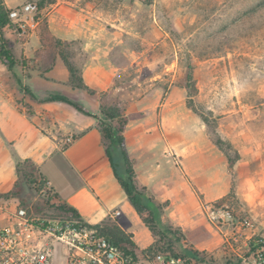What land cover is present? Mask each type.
Here are the masks:
<instances>
[{"label":"rangeland","instance_id":"obj_1","mask_svg":"<svg viewBox=\"0 0 264 264\" xmlns=\"http://www.w3.org/2000/svg\"><path fill=\"white\" fill-rule=\"evenodd\" d=\"M26 1L29 0H8L11 6H20ZM34 1L39 4L40 0ZM59 1L65 0H56L55 3ZM68 1L75 5L74 8L82 6L97 10L101 22L117 31L116 44L111 51L112 67L116 68L117 75L103 96L105 101H134L128 111L131 124H138L139 119L151 114L157 122L161 121L160 129L168 135L174 130L186 139L206 134L212 142L217 137L224 141L222 149L214 142L217 149L209 158L216 163L225 159V170L229 171L226 172L227 179L222 178L216 186L232 187L231 192L218 200L204 202L203 209L197 212L190 207L183 212L168 208L166 204L161 207L157 211L160 228L172 227L183 232L175 224L181 218L188 221L185 226L190 225L183 232L185 241H165L164 249L183 253L192 249L199 252V259L206 264L239 261V255L247 249L248 238L254 234L264 235V10L253 17L257 20L254 28H247L249 19L246 14L243 16L240 8L233 7L226 0ZM55 3H47L42 8L43 22L33 32L41 42L48 27L52 36L68 41L66 51L81 71L92 52L83 48L82 39H69L64 32L51 27L49 13ZM234 19L245 23L233 26ZM31 34L24 39L7 36L16 64L5 70L6 84L14 90L15 101L26 113L33 110L30 101L35 100L25 91L26 87L31 90L32 82L26 84L21 74L27 73L31 78V67L45 79L44 73L59 58L55 47L49 50L40 47L34 51L36 42ZM44 40H49L46 35ZM27 41L30 42L28 46H20L19 43ZM27 50L28 54L31 51V56L25 54ZM190 66L194 67L195 94L190 100L186 95L176 110L162 105L170 89L181 86L187 91ZM61 72L59 68V74ZM33 83L39 88L41 98L59 91L47 90L42 79ZM157 91L158 95L155 94ZM78 101L95 110L81 99ZM189 102L196 112L189 108ZM151 104L157 108L151 109ZM201 114L209 118V127ZM46 118L48 127L55 131L52 118ZM201 125L205 131L199 132ZM137 136L129 132L126 143L129 150L139 146ZM252 146H259L260 151L253 152ZM138 151V163L143 169L151 162L155 166L162 164L163 153L167 152L162 139L156 141L154 150ZM50 166L48 170L53 171V175V164ZM20 169V191L15 189L13 196L26 203H35L39 210L41 207L51 209V201L60 203L57 195L44 192L43 180L31 163L21 164ZM131 208L123 213V228L136 235L140 248L148 247L153 243L150 231ZM211 209L216 213L220 209L230 210L231 217H213ZM245 220L251 222L252 227L243 226Z\"/></svg>","mask_w":264,"mask_h":264},{"label":"crops","instance_id":"obj_2","mask_svg":"<svg viewBox=\"0 0 264 264\" xmlns=\"http://www.w3.org/2000/svg\"><path fill=\"white\" fill-rule=\"evenodd\" d=\"M5 2L10 9L19 5L11 6L8 0ZM73 6L75 5L68 0L55 3L54 9L49 13V23L51 27L64 32L69 39L83 40V48L92 54L87 65L81 70L82 75L91 88L108 90L117 75L111 62V51L116 44L114 38L117 37V31L101 22L102 17L97 10ZM8 34L10 35L9 32L7 36ZM30 37L36 42L34 51L42 47L36 32ZM29 43L27 41L19 44L26 47ZM30 52L28 54L27 50L25 54L31 56ZM59 68L63 71L61 74ZM5 70H9V67L0 60V192L7 193L15 188L19 179L18 161L27 160L58 199L75 208L86 222L98 224L111 220L125 232L133 234L123 228V213L126 209L134 207L115 178L106 155L98 120L68 103L46 101V97H40L39 88L33 81L42 79L47 90H59L76 101L81 99L90 107H95V110H90L85 106L95 114H99V101L86 91L75 89L69 84L70 73L59 56L54 66L44 73L45 79L31 67V78L27 73L21 74L26 84L32 82V92L43 101H30L33 110L26 113L15 101L14 90L6 84ZM155 94L158 95L159 91ZM186 95L184 87H174L168 91L166 101L162 105L176 110ZM151 105V109L157 108L155 104ZM46 116L54 121L55 131L48 127ZM157 121L154 115L150 114L139 119L138 124H131L129 121L125 130L126 147L129 132L134 137L138 135L140 139L136 149L129 150L127 147V153L142 185L146 186L156 199L168 202V208L173 207L183 212V209L190 207L197 212L203 209L204 202L218 200L231 192L232 187L216 186L222 178L227 179L226 172L228 174L229 171L225 170V159L216 163L213 158H209L217 148L206 134L186 139L172 130L168 135L166 131H161V121ZM202 131H205V128L201 125L199 132ZM160 139L165 143L167 150L163 153L164 161L158 166L151 162L149 167L143 169L138 163L136 152L147 148L154 150L156 141ZM252 148L255 153L260 151L259 146ZM50 164H53V175V171L51 173L48 170L51 168ZM239 191L244 195L242 187H239ZM115 210L120 211V214L111 219ZM184 223L189 224L181 218L175 224L186 232L190 225L185 226ZM133 239L138 245L135 234Z\"/></svg>","mask_w":264,"mask_h":264},{"label":"built area","instance_id":"obj_3","mask_svg":"<svg viewBox=\"0 0 264 264\" xmlns=\"http://www.w3.org/2000/svg\"><path fill=\"white\" fill-rule=\"evenodd\" d=\"M41 14L34 0L12 8L9 18L13 30L9 31L15 37L26 38L43 22ZM43 188L54 194L46 183ZM51 204V209L39 210L35 203L23 202L13 195L0 198V264H206L183 254L150 251L149 246L123 248L97 224L60 214L59 204ZM211 212L213 217H231L230 210ZM119 214L113 211L111 219ZM242 224L252 227L248 220ZM248 239L247 249L234 264H264V235L254 234Z\"/></svg>","mask_w":264,"mask_h":264},{"label":"trees","instance_id":"obj_4","mask_svg":"<svg viewBox=\"0 0 264 264\" xmlns=\"http://www.w3.org/2000/svg\"><path fill=\"white\" fill-rule=\"evenodd\" d=\"M226 1L228 2V4H232L233 7L240 8L239 11L243 13V16L244 14H246V18L249 19V21H247L249 23L247 28H254L257 20H254L253 17L264 10V0ZM55 2L56 0H40L39 6L42 9L46 6L47 3L54 4ZM10 11L11 9L7 6L5 0H0V58L2 62L9 67V69H11L16 64L13 53L9 48V39L7 37L8 32L10 33V36H13V34L9 31L13 30V26L9 18ZM241 23H245V21L237 22L235 19L232 21L233 26L240 25ZM45 35L49 40H44ZM42 39V48L49 50L50 47H55V49L57 50L58 56H60L65 67L70 73L69 84L73 88L84 90L91 96L97 98L100 102V109L99 114L90 112V110L87 109L82 103L59 91L49 94L46 97V101H60L68 103L75 107L77 110L98 120L99 130L102 134V141L105 146L106 155L108 157L111 168L113 169L115 178L118 180L119 184H121V187L127 195L129 202L137 212L139 219L151 233L153 243L148 247V249L150 251L156 252L183 254L199 259V252L192 249L185 250V253L173 252L164 249L165 246L163 245V242L171 240L177 242L185 241V236L181 229L175 230L172 229V227H159L157 223V211L161 210V207H163L165 204L168 205V202L159 203L157 199L150 193L147 187L142 185V182L140 181L135 171L133 161L130 159L127 153L128 150L125 146V130L129 122L128 111L134 101H105L103 99V96L106 95L107 90L99 92L98 90L91 88V86L86 83L82 73L76 67V64L71 60L70 54H68V52L66 51V49L69 48L68 41L52 36L51 30L48 27H46L45 34H43ZM189 68L190 73L188 75V83L186 84V89L187 96L190 100V98L196 92V82L192 73V69L194 67L190 66ZM25 91L33 100L37 102H43L42 100L38 99L34 95V93L27 87L25 88ZM189 108L194 110V108L190 105V102ZM201 117L203 119V122L209 127V118L202 114ZM214 142L220 149L223 148L224 141L222 139L217 137ZM23 163H28V161H18L17 164L19 179L15 183V188L7 193L0 192V198L9 197L15 194V189L17 192L20 191L19 188L22 183L20 178L22 169H20V166ZM43 183L45 182L43 181ZM58 202L60 203H58L59 206L57 209L60 214L66 213L68 215L72 214L80 217V214L75 208L68 206L66 203L61 202L60 200ZM97 225L102 229V231L108 238H110L117 244L122 245L123 248L128 249L138 247L133 239V234L125 232L116 222L108 220L102 223H98Z\"/></svg>","mask_w":264,"mask_h":264}]
</instances>
